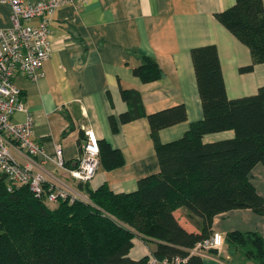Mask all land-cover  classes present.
<instances>
[{
  "label": "crops",
  "instance_id": "0c3cea01",
  "mask_svg": "<svg viewBox=\"0 0 264 264\" xmlns=\"http://www.w3.org/2000/svg\"><path fill=\"white\" fill-rule=\"evenodd\" d=\"M235 2L75 0L57 6L50 18V54L42 65L43 74L35 80L20 72L14 76L26 110L15 111L11 118L22 121L31 114L32 135L42 152L30 159L11 148L14 156L22 163L30 161L34 170L43 173L46 184L61 186L84 199H88L89 189L103 182L114 192L135 190L139 178L159 170V161L147 117L119 120V114L130 108L122 89H137L145 112L178 103L185 106L184 120L158 130L159 140L169 142L181 137L192 121L205 116L191 47L217 45L228 97L254 94L264 85V61L242 70L253 62L250 46L216 16ZM10 14L9 3L0 1V27L11 24ZM143 55L152 57L160 69L157 77L146 81L133 70L143 62ZM110 115L116 119L115 130ZM87 127L94 129L103 148L108 144L117 148L122 162L107 168L99 159L95 174L82 181L45 155H53L55 144L60 143L65 165H74ZM235 134L234 128H228L208 132L203 140L213 142ZM250 179L264 196V163L254 165ZM173 213L187 230H199L200 218L188 217L185 207ZM211 229L224 236L233 230L264 235V214L251 207L232 208L217 213ZM156 243L136 232L127 255L140 258L152 253ZM199 255L204 264H255L226 239Z\"/></svg>",
  "mask_w": 264,
  "mask_h": 264
},
{
  "label": "trees",
  "instance_id": "16d2710c",
  "mask_svg": "<svg viewBox=\"0 0 264 264\" xmlns=\"http://www.w3.org/2000/svg\"><path fill=\"white\" fill-rule=\"evenodd\" d=\"M216 16L250 46L253 62L242 70L264 61V0H236ZM190 54L205 116L192 121L178 139L161 142L158 130L186 118L182 103L145 112L138 90L122 89L130 108L119 120L147 117L159 161V170L139 178L135 190L114 192L103 182L88 190L87 200L48 202L45 194L35 196L26 184L8 189V179L0 173V264H148L149 254L137 259L127 255L136 232L157 240L152 253L159 257L181 255L187 256L182 264H204L189 249L214 232L217 213L251 207L264 214V196L250 179L254 165L264 163V85L257 93L230 98L217 45L193 46ZM133 70L145 81L160 73L146 55ZM109 122L115 130L113 115ZM228 128L235 129L233 138L203 140L208 132ZM99 147L105 167L122 162L117 148ZM43 185L46 189L48 184ZM180 206L188 217L200 218L198 231L178 221L173 210ZM223 239L255 264H264L260 232L233 230Z\"/></svg>",
  "mask_w": 264,
  "mask_h": 264
},
{
  "label": "built area",
  "instance_id": "2783aa9c",
  "mask_svg": "<svg viewBox=\"0 0 264 264\" xmlns=\"http://www.w3.org/2000/svg\"><path fill=\"white\" fill-rule=\"evenodd\" d=\"M0 1L9 3L11 7V24L0 27V173L6 175L8 189L26 184L35 196L45 194L48 202H56L58 199L72 202L81 197L53 183H48L45 189L43 173L34 170L30 161L22 163L14 156L11 148L31 159L33 154L42 152V146L32 135L33 118L30 113L22 121H15L11 116L15 111L26 110L21 89L14 82V76L20 72L35 80L43 74L42 65L50 54L49 23L52 13L60 4L75 0ZM33 17L39 21L30 22ZM99 151L98 137L93 128L87 127L73 166L65 165L60 143L55 144L53 155L45 156L75 178L87 181L99 165ZM222 243V233L214 231L198 240L189 251L203 254ZM186 259L187 256L159 257L149 253L148 264H182Z\"/></svg>",
  "mask_w": 264,
  "mask_h": 264
},
{
  "label": "rangeland",
  "instance_id": "374dc122",
  "mask_svg": "<svg viewBox=\"0 0 264 264\" xmlns=\"http://www.w3.org/2000/svg\"><path fill=\"white\" fill-rule=\"evenodd\" d=\"M83 199V198H82ZM86 199V198H85Z\"/></svg>",
  "mask_w": 264,
  "mask_h": 264
}]
</instances>
